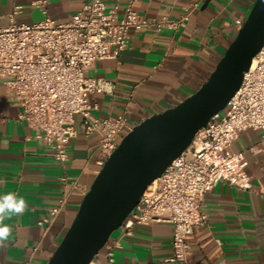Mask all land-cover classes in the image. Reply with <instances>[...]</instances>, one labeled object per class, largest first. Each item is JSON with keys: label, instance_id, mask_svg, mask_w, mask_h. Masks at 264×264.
Segmentation results:
<instances>
[{"label": "crops", "instance_id": "crops-1", "mask_svg": "<svg viewBox=\"0 0 264 264\" xmlns=\"http://www.w3.org/2000/svg\"><path fill=\"white\" fill-rule=\"evenodd\" d=\"M38 0H0V28L17 22L33 23L44 13ZM86 0H48V14L68 21ZM256 0H138L135 10L149 19L187 14L176 31H132L127 48L117 59L97 61L87 76L106 82L107 91L95 96L96 116L124 115L132 128L152 115L175 107L207 80L236 37L238 19L245 21ZM118 5L120 15L130 0H105ZM21 107L0 78V194L15 192L28 209L5 223L11 238L0 248V264H47L73 221L83 197L97 176L100 134L81 130L68 146L62 164L35 132L20 119ZM254 148V150H253ZM232 150L245 152L252 180L250 190L226 182L205 197L208 221L187 236L189 264H264V136L241 131ZM64 204L61 205V201ZM59 207L53 216L52 209ZM173 225H136L133 235L115 231L109 239L115 264H182L173 262ZM119 242L120 246L115 247ZM107 249L96 257L107 263Z\"/></svg>", "mask_w": 264, "mask_h": 264}, {"label": "built area", "instance_id": "built-area-1", "mask_svg": "<svg viewBox=\"0 0 264 264\" xmlns=\"http://www.w3.org/2000/svg\"><path fill=\"white\" fill-rule=\"evenodd\" d=\"M137 2L130 0L120 15L118 5L86 0L78 12L62 22L48 14V0H38L34 4L44 13L41 20L17 22L14 15L22 9L17 6L10 24L0 28V78L22 109L20 119L62 164L69 158L70 140L78 133L77 117L83 132L100 134L97 174L122 138L133 130L124 115L96 116L100 106L95 96L106 92L107 85L87 76L88 70L97 61L117 59L127 48L132 31H176L188 20L187 14L178 19H149L135 10ZM236 24L241 27L244 20L238 19ZM249 129L264 136V45L226 108L198 131L191 144L147 188L118 229L122 236H132L136 225L171 223L170 260L189 264L187 236L208 221L206 195L221 182L241 190L252 188L246 153L232 150L239 133ZM58 212L59 207L51 214ZM119 246L117 242L115 247ZM113 248L109 241L103 248L107 249L106 264H115ZM95 259L91 264H98Z\"/></svg>", "mask_w": 264, "mask_h": 264}, {"label": "water", "instance_id": "water-1", "mask_svg": "<svg viewBox=\"0 0 264 264\" xmlns=\"http://www.w3.org/2000/svg\"><path fill=\"white\" fill-rule=\"evenodd\" d=\"M263 45L264 0H256L200 88L175 107L145 119L122 138L83 197L47 264L94 261L147 188L191 144L198 131L226 108Z\"/></svg>", "mask_w": 264, "mask_h": 264}, {"label": "clouds", "instance_id": "clouds-1", "mask_svg": "<svg viewBox=\"0 0 264 264\" xmlns=\"http://www.w3.org/2000/svg\"><path fill=\"white\" fill-rule=\"evenodd\" d=\"M28 207L29 204L24 197L15 192L0 194V248L6 247L13 232L12 226L5 221L22 215Z\"/></svg>", "mask_w": 264, "mask_h": 264}]
</instances>
